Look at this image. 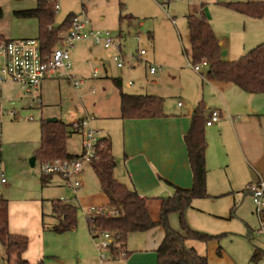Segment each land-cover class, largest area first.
Wrapping results in <instances>:
<instances>
[{
  "label": "rangeland",
  "instance_id": "rangeland-1",
  "mask_svg": "<svg viewBox=\"0 0 264 264\" xmlns=\"http://www.w3.org/2000/svg\"><path fill=\"white\" fill-rule=\"evenodd\" d=\"M56 1L58 9L55 12V26H59L71 13L85 12L95 31H109L122 43L121 51L125 54L126 62L122 68L117 66L114 58L120 50L116 47L105 49L90 40L81 41L69 48L72 62L69 74L89 78L97 68L98 77L85 79L79 88L74 87L67 76L46 80L42 84V95L36 90L32 93L25 92L18 82L6 84V90L0 89V194L8 199V202H13L15 209L20 200H40L36 224L45 229L46 254L42 258L45 264H100V252L96 242L102 237L92 238L87 226L88 214L83 210L84 207L95 204L94 197L103 198L101 185L93 167L86 166L83 174L84 187L81 191H76L63 183L58 175H53L43 182L41 160L36 159L35 166H31V159L36 157L35 152L34 155L23 157L25 149L35 143L38 144L37 149L41 139V123L49 117H56L70 124L79 118L95 116L92 127L96 130L104 128L103 114L115 116L113 114L120 112V90L113 80L117 77L122 79V90L125 92H157L164 99V105L173 106L178 102H188L185 95H190L194 89L202 86V78L208 76V69L202 66L201 72L197 73L190 66L192 58L187 15L197 13L202 7L207 15L210 10L215 18L219 36L227 43L233 42V46L243 49L245 44L252 41L251 34L245 33L246 19L226 3L248 0H217V3H204L202 7V3L208 0H170L167 4L166 0ZM36 4L37 0H0L3 10L0 35L3 39L38 37V19L16 14V11L34 8ZM223 11L239 18V28L232 19L233 16L226 14L224 18L228 19L221 17ZM120 15L123 16L122 22ZM128 18H131L132 25L128 23ZM210 22L214 26V22ZM60 44L57 46L62 47ZM91 45L93 50L89 51ZM141 48L146 50L147 55L139 59L137 50ZM245 50L241 51L246 52ZM150 63L161 67L156 75L149 74ZM130 81L133 84H129ZM208 83L205 82V85ZM206 98L210 101L212 94L207 93ZM109 121L113 128L114 121ZM102 133L105 131L102 130ZM113 142L115 147L117 144L118 151V141L114 138ZM67 150L72 154L81 152L79 133L70 134ZM22 159L26 161L25 173L20 172ZM5 164L8 165V170L5 171L6 185L1 182ZM226 180H230L228 176ZM59 199L67 200L77 207L75 230H56L59 214L54 210L53 202ZM197 201L201 204L200 210L190 211L193 216H187V222L201 232L220 235L218 240L222 254H217L216 240L208 243L190 240L187 242L189 246L194 245L199 254L206 255L209 264H264V255L258 260L252 259L255 247L264 250V232L261 231L262 221L250 194L234 192L216 198H200ZM233 207L234 210L231 211ZM27 212L29 210H21L19 215L17 213V224L24 223L25 218L29 217ZM151 214L156 216L154 209ZM28 220L30 226L28 224L25 228L26 232H12L28 236L27 250L30 245L34 246L32 240L36 238L33 230L35 220L32 223L30 217ZM170 224L173 228L181 230L177 214L170 215ZM139 234H132V237ZM84 237L92 241V246H88L85 239L83 240ZM81 247L85 249V254L86 250L89 251L88 256L86 255L88 261L79 260L78 251L83 253ZM105 254V264L117 262L118 258L114 259L108 252ZM0 264H9L6 262V250L1 240Z\"/></svg>",
  "mask_w": 264,
  "mask_h": 264
},
{
  "label": "crops",
  "instance_id": "crops-1",
  "mask_svg": "<svg viewBox=\"0 0 264 264\" xmlns=\"http://www.w3.org/2000/svg\"><path fill=\"white\" fill-rule=\"evenodd\" d=\"M208 2L217 3V0L205 1L201 7L204 3ZM201 11L204 12L209 21L214 22V26L212 27L219 39L223 57L226 60H235L264 41V17L256 19L243 14L246 19L245 33L251 34L252 37V41L245 44L243 48L246 49V52H243L241 51L243 49L233 46V42L227 43L223 37L221 38L219 36L220 34L215 25V18L210 13V10L208 13L209 16L206 14V10H203V7L197 12ZM226 14L230 15L231 13L223 11L221 17L228 19L224 18ZM232 19L237 23V27L239 28V18L233 16ZM128 23L132 25L131 22ZM249 27L250 32H248ZM90 47L88 49L92 51V45ZM152 64L150 63V65ZM190 66L192 67L191 63ZM202 66L207 68V65H201L199 70L192 68L197 73H200ZM149 74L151 73L149 72ZM151 75H156V73ZM93 77L92 74L89 78ZM201 82V87L194 89L190 95H185L188 102H178L173 106L165 104L164 115L160 117L122 118L121 105L119 114H113L115 116L103 114L105 124L104 128L99 131L102 136L111 139L112 152L117 161L114 170L115 177L128 187L135 189L140 196L148 200L150 212L154 209L156 216L151 214L154 218L159 216V198L172 196L175 193L176 187L190 188L193 185V173L185 143V135L190 128L192 117L195 114L199 102H204L208 110V116L213 111L219 112L218 120L212 125L206 126L205 129L207 140L206 166L208 169V196L205 198H216L226 194H234V192H241L252 196L249 191V185L258 180H264V93H248L235 84L220 82L210 76L202 78ZM205 82H209L208 85H205ZM10 83L12 82L0 84V89L6 90V84ZM41 89L42 85L39 90L40 95H42ZM136 93L160 96L157 92L147 93L142 90H138ZM207 93L212 94L210 101L206 98ZM119 103L121 104L120 95ZM109 120L114 121L113 128ZM102 130L105 133H102ZM114 138L120 145L118 151L117 144L116 147L114 146ZM37 145L35 143L26 148V153L23 157L34 155ZM81 152L76 155H80ZM86 166L82 173V181ZM26 168V161L22 159V170L20 172L25 173ZM6 170H8L7 164H5L1 174V182L4 185L7 184V180L5 182L2 181L5 178ZM225 175L229 177V181L226 180ZM58 176L63 183H66L60 175ZM62 182H59L60 185ZM102 196L103 198L99 197V199L94 197L95 204L93 205H108L107 197L104 193ZM197 199L193 200L192 207L186 212V217L193 216L192 213H189L190 211L200 210L199 207L201 204ZM28 202H32L33 205H30V203L26 205ZM39 204V199H24L20 200L18 209H15L13 202H8V223L11 232L24 233L26 232L25 228L28 227V224L30 226L29 217L31 223L35 220L33 230L35 231L36 238L34 241L32 240L34 246L32 245L33 247H31L30 245L29 249L23 253V257L32 263L38 262L46 254L45 229L40 224L39 226L36 224L40 210ZM21 210H29L27 212L29 217L25 218L23 224H17L16 216L17 213L19 215ZM233 210L234 207L231 211ZM260 219L263 224L261 229L264 230V212ZM191 228L197 230L193 227ZM137 233L140 234L132 237V234ZM163 237L164 230L162 227H155L144 232L131 233L126 241L127 253L118 258L117 262L113 264H157L156 250L163 240ZM84 239L88 246H92L93 243L88 237H84ZM190 246L195 248L194 245ZM218 246L219 242L217 241V249ZM81 248L83 249V253L78 251L79 260L86 259L88 261L87 256L89 251L86 250L85 254V249L83 247ZM257 248L260 247H255V249ZM11 259V263H14L17 259L16 255H12ZM105 263V261H100V264Z\"/></svg>",
  "mask_w": 264,
  "mask_h": 264
},
{
  "label": "trees",
  "instance_id": "trees-1",
  "mask_svg": "<svg viewBox=\"0 0 264 264\" xmlns=\"http://www.w3.org/2000/svg\"><path fill=\"white\" fill-rule=\"evenodd\" d=\"M229 8L252 18L264 17V1H246L226 3ZM55 0H37L36 7L16 11L20 17H35L39 21L38 39L44 53L50 54L60 43L61 33L69 29L74 13L55 26ZM3 10L0 7V18ZM127 17V16H126ZM131 18H128L130 22ZM123 16L120 15V22ZM190 33L192 65L207 61L208 76L220 81L232 83L248 93H264V41L248 50L235 60H226L214 29L203 11L187 15ZM4 37L0 35V39ZM120 90L122 118H156L164 115V99L153 94L129 93L122 90V79H113ZM210 118L204 102H199L191 125L185 135L188 157L193 173V185L190 188L176 187L172 196L160 199L159 216L151 215L148 200L133 188L119 181L114 174L117 161L112 152L111 139L102 136L96 148V157L91 166L100 182L102 192L108 199L110 210L115 213H102L87 216V226L92 238H97L101 232H111L126 251V241L131 233L144 232L155 227H162L164 237L158 246L157 264H209L206 255H201L197 249L187 244L190 240L208 243L212 240L219 242L220 235H211L194 230L188 224L186 212L192 207L197 198L208 196L206 166L207 140L205 129ZM61 119L56 122L43 120L41 123L40 145L35 151L36 159L41 163L51 159H74L78 157L67 150L70 134L75 133ZM51 175H43L45 182ZM54 210L59 214V224L55 226L60 232L71 231L77 227V207L67 200H56ZM177 214L181 230L170 224V215ZM0 240L6 250V262L9 264H45L41 259L31 263L23 257L28 248L29 239L24 234L12 233L8 223V199L0 194ZM116 247L111 252L117 253ZM217 254H222L221 245ZM12 255L17 259L14 263L9 260ZM264 255L261 248L255 249L253 260Z\"/></svg>",
  "mask_w": 264,
  "mask_h": 264
},
{
  "label": "built area",
  "instance_id": "built-area-1",
  "mask_svg": "<svg viewBox=\"0 0 264 264\" xmlns=\"http://www.w3.org/2000/svg\"><path fill=\"white\" fill-rule=\"evenodd\" d=\"M170 0H166L167 4ZM56 9L58 5L56 3ZM90 40L95 45L102 46L105 49L116 47L120 52L115 56V61L119 68L125 65V54L121 51L122 43L113 36L109 31H95L91 21L85 12L75 14L72 18L71 25L68 30L61 33L60 45L56 46L50 54H46L41 49V42L38 38H22V39H0V84L6 82H18L22 85L27 93L39 91L42 83L46 80L68 77L76 88L81 87L85 79L69 74L72 67L69 48L75 46L78 42ZM146 55L145 49L137 50V57L142 59ZM201 65H207V61H203L199 65H192L195 70H199ZM161 70L160 66L150 65L149 72L155 74ZM99 70L93 71V76L98 77ZM129 84H133L132 81ZM41 103V98H39ZM94 116H86L71 122V129L75 133L81 135L82 152L74 159H51L41 163V172L45 176L60 175L65 182L74 190L79 191L83 187L82 173L84 167L96 157V148L102 134L99 130L92 127ZM219 118V112L213 111L207 121V126L212 125ZM6 181L5 178L2 179ZM249 191L252 194L256 209L260 218L264 212V180L252 182L249 185ZM84 210L88 215L115 213L108 206H89ZM263 227V224H262ZM261 231L264 232L263 229ZM101 240L96 242V246L100 252L99 258L101 262L106 260V252L110 253L115 259L126 254L121 247V243L116 240L111 232L105 231L99 234ZM96 239V238H94ZM119 249L117 253L111 252V247Z\"/></svg>",
  "mask_w": 264,
  "mask_h": 264
},
{
  "label": "water",
  "instance_id": "water-1",
  "mask_svg": "<svg viewBox=\"0 0 264 264\" xmlns=\"http://www.w3.org/2000/svg\"><path fill=\"white\" fill-rule=\"evenodd\" d=\"M57 120H58V118H56V117H49V118H47V121H49V122H56ZM35 160H36L35 157H33V158L31 159V165H32V166H34V164H35Z\"/></svg>",
  "mask_w": 264,
  "mask_h": 264
}]
</instances>
